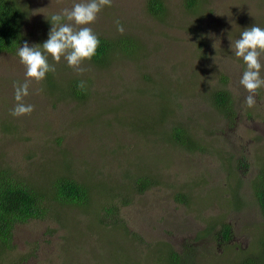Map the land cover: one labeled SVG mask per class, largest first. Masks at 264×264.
Returning <instances> with one entry per match:
<instances>
[{"label":"rangeland","instance_id":"rangeland-1","mask_svg":"<svg viewBox=\"0 0 264 264\" xmlns=\"http://www.w3.org/2000/svg\"><path fill=\"white\" fill-rule=\"evenodd\" d=\"M148 1L112 0L87 25L97 36L135 37L140 45L136 55L117 54L103 67L85 60L83 72L69 67L63 57L57 63L49 56L57 84L73 77L88 84L84 101L63 97L62 88L51 90L45 79H33L23 102L35 110L13 116L14 85L28 79L26 67L19 56H0V145L7 159L21 164L28 180L40 187L52 174L78 175L91 183L95 203L64 207L57 218L19 225L15 250L0 253L1 263L163 264L157 261V250L160 242H167L180 253L193 245L196 264H231L253 249L263 223L253 184L264 171V87L255 106L248 107L249 93L240 84L246 65L235 56L232 41L253 25L264 28V0H200L196 11L187 10L185 0H164L162 20L148 13ZM18 2L27 13L23 28L32 36V46L43 35L49 38L52 15L86 0ZM217 90L230 92L235 119L213 106L211 96ZM160 93L167 98L163 102L155 96ZM152 97L157 103L149 102ZM156 109L166 113L162 126L182 124L205 144V151H188L161 136L135 133L131 125L138 114H156ZM2 121L13 131L1 132ZM142 172L156 174L162 182L143 195L135 192L128 206L118 203L121 228L100 226L97 203L106 200L104 190L128 191L129 178ZM237 183L244 202L239 210L231 195ZM178 193L190 195L189 206L201 209L180 204ZM217 219L233 226L230 248L218 245L215 237L207 238L208 244L200 239L206 223Z\"/></svg>","mask_w":264,"mask_h":264},{"label":"trees","instance_id":"trees-1","mask_svg":"<svg viewBox=\"0 0 264 264\" xmlns=\"http://www.w3.org/2000/svg\"><path fill=\"white\" fill-rule=\"evenodd\" d=\"M200 4V0H185V6L189 11H196ZM146 9L148 13L158 19H164L167 12V4L164 0H149ZM27 13L19 4L18 0H0V56L12 55L18 56V48L23 46L26 41L31 42V35L24 31L25 19ZM49 23H52L49 21ZM48 23H46L47 25ZM100 45L96 55L91 59L93 63L101 67L107 65L111 59L117 54L126 56L136 55L140 45L138 40L130 34L117 36L116 38H108L106 36H98ZM47 40L44 35L37 41L32 42V46L42 45ZM83 81L78 78H72L66 82L58 83V80L52 75V72L46 74L44 80L47 87L54 90H61L62 96L75 101H84L89 96L88 84L85 89L78 87ZM55 82V83H54ZM92 94V92H91ZM165 101L167 98L163 93L155 95ZM149 102L154 103L152 97ZM148 102V103H149ZM211 102L218 112L225 115L229 119H235L238 115L234 107L233 99L230 92L227 90H217L211 96ZM147 103V104H148ZM155 103H157L155 101ZM154 103V104H155ZM142 104V103H141ZM145 104V103H144ZM140 108L139 103L136 104ZM147 114L141 112L138 114L137 123L133 122L131 128L138 135H155L161 136L162 139L172 146L182 147L188 151H205V144L187 129L182 127V124L175 123L171 127L162 126L165 121V112ZM172 118V117H171ZM170 119H168L169 121ZM168 123V122H167ZM13 131V126L5 121L1 122V132L8 133ZM194 135V136H193ZM245 169L248 166L243 165ZM21 164H16L10 159H7L3 147L0 145V253L5 254L6 250H15L14 236L16 228L19 225H24L32 221H41L45 218L52 219L60 215V209L64 207H91L94 206L92 197V186L87 181H82L77 175L59 176L52 174L50 181L44 187L36 186L28 180L25 171L22 170ZM130 187L128 191L108 189L104 190L107 197L106 200L99 199L97 205L100 207L97 210L98 221L100 226L119 227L123 225L120 217V206L130 205L133 195L136 193L143 195L150 189L162 182L160 176L150 172H142L133 175L129 178ZM239 183L231 190L235 209L239 210L244 206L239 193ZM254 195L261 216L263 219L262 227L255 236L253 249H247L231 264H264V171L257 177L253 184ZM120 199V202H116ZM176 200L194 211H198L202 206H189L193 204V199L188 194L178 193ZM194 205H196L194 203ZM61 206V208H58ZM233 207V206H232ZM199 208V209H198ZM222 219H217L214 223L207 222L204 234L200 239L208 240L207 238H216L218 245H226L230 248V243L233 239V226L230 223L221 222ZM218 232L216 230L218 229ZM121 228V227H119ZM128 232V230H126ZM216 233V236L213 233ZM256 233V232H255ZM209 239L206 244L210 242ZM162 248H159L158 262L163 264H196L194 261L195 252L194 246L185 247V252L176 251L172 245L167 242L159 243ZM1 257V256H0ZM190 257L193 259L191 263ZM237 257V256H236ZM0 264H6L0 262ZM11 264V263H9ZM228 264V263H225Z\"/></svg>","mask_w":264,"mask_h":264},{"label":"clouds","instance_id":"clouds-1","mask_svg":"<svg viewBox=\"0 0 264 264\" xmlns=\"http://www.w3.org/2000/svg\"><path fill=\"white\" fill-rule=\"evenodd\" d=\"M111 4L112 0H86L75 3L71 9H64L61 14L51 16L53 26L49 38L42 45L29 46L25 41L23 46L18 48V56L26 67L28 79L23 84L14 85L17 104L11 112L13 116L30 115L35 110L34 105L25 104L23 100L29 95L30 80L42 81L47 73L56 71L55 66L48 62L49 56L57 63L63 57L69 67L84 71L80 65L85 60H91L100 45L98 36L87 25L96 21L104 6ZM117 30L124 32V27L119 21ZM232 49L235 56L242 58L246 65L240 84L249 93L245 97L246 104L253 107L257 102L258 90L264 87V78L261 77V69L264 67L261 64V56L264 55V28L253 25L243 30L240 38L232 41ZM78 87L83 90L86 83L81 81Z\"/></svg>","mask_w":264,"mask_h":264}]
</instances>
